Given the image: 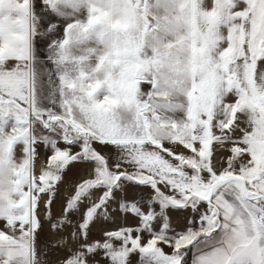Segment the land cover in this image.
I'll use <instances>...</instances> for the list:
<instances>
[{"label":"snow or ice","instance_id":"snow-or-ice-1","mask_svg":"<svg viewBox=\"0 0 264 264\" xmlns=\"http://www.w3.org/2000/svg\"><path fill=\"white\" fill-rule=\"evenodd\" d=\"M0 264H264V0H0Z\"/></svg>","mask_w":264,"mask_h":264},{"label":"crops","instance_id":"crops-1","mask_svg":"<svg viewBox=\"0 0 264 264\" xmlns=\"http://www.w3.org/2000/svg\"><path fill=\"white\" fill-rule=\"evenodd\" d=\"M45 160H46V157H45V155L42 153L41 154V157H40V160L37 162V167L39 168V167H41L42 166V164L45 162ZM80 175H83V173H81Z\"/></svg>","mask_w":264,"mask_h":264}]
</instances>
